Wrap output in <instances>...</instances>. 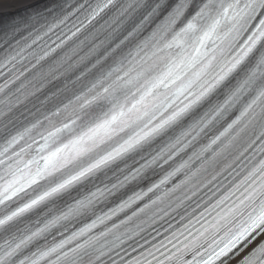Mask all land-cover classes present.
Returning a JSON list of instances; mask_svg holds the SVG:
<instances>
[{"label":"clouds","instance_id":"obj_1","mask_svg":"<svg viewBox=\"0 0 264 264\" xmlns=\"http://www.w3.org/2000/svg\"><path fill=\"white\" fill-rule=\"evenodd\" d=\"M0 264H264V0H25Z\"/></svg>","mask_w":264,"mask_h":264},{"label":"bare ground","instance_id":"obj_2","mask_svg":"<svg viewBox=\"0 0 264 264\" xmlns=\"http://www.w3.org/2000/svg\"><path fill=\"white\" fill-rule=\"evenodd\" d=\"M25 11V0H12L6 8L0 9V20L6 17L14 16ZM2 21H0L1 23ZM5 24H0L3 26Z\"/></svg>","mask_w":264,"mask_h":264}]
</instances>
